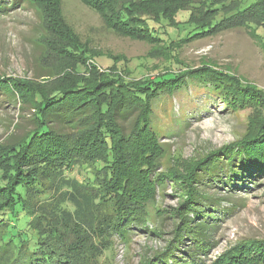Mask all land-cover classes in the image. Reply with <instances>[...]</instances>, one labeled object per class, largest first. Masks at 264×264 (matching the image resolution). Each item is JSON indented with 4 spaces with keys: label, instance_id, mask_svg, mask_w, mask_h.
<instances>
[{
    "label": "trees",
    "instance_id": "trees-1",
    "mask_svg": "<svg viewBox=\"0 0 264 264\" xmlns=\"http://www.w3.org/2000/svg\"><path fill=\"white\" fill-rule=\"evenodd\" d=\"M181 1L197 9L188 0H80L98 13L110 30L134 40L163 44L167 43L161 38L165 29L178 28L171 25H175L176 13L184 10ZM217 1L227 12L200 23L195 17L190 19L191 12L185 22L190 30L179 37L182 43L212 37L226 30L232 19L264 27V0L247 7L246 0ZM136 2L147 6L129 11ZM32 3L0 0V16ZM210 10L206 5L202 14ZM172 43L170 40L166 47ZM173 61L175 71L171 68L139 83L126 81L116 72L91 80L90 87L75 82L68 85L67 78L49 95L42 89L33 90L30 128L10 144L3 157L0 155V264H82L87 255L101 257L109 250L107 240L114 234L121 239H128L130 232L142 234L154 188L164 182L153 174L160 155L159 140L151 129L153 102L161 93L172 94L186 78L220 79L229 86L222 92L228 103L240 109L256 107L260 114L249 118L245 136L219 151H225L224 160L231 170L236 161L234 174L251 176L257 171L258 176L264 175V91L216 72L205 62L190 69L177 59ZM82 65L76 64V68ZM17 82L6 91L0 78L1 97L14 104L15 96L26 97L23 86L31 85L25 80ZM220 156L211 152L183 166L180 181L175 183L179 205L168 212L174 222L171 241L153 255L150 264H204L200 255L208 252L209 235L215 230V217L206 209L221 201L209 185L214 176L206 175L220 170ZM6 160H10L7 172L2 167ZM73 171L81 172L82 178L70 176ZM202 179L208 183L202 184Z\"/></svg>",
    "mask_w": 264,
    "mask_h": 264
},
{
    "label": "rangeland",
    "instance_id": "rangeland-1",
    "mask_svg": "<svg viewBox=\"0 0 264 264\" xmlns=\"http://www.w3.org/2000/svg\"><path fill=\"white\" fill-rule=\"evenodd\" d=\"M42 1L45 5L33 0L32 4L0 16L1 84L6 85V91L12 89L11 83L20 80L31 84L23 86L28 91L25 98L15 96L16 104L0 95L1 157L30 128L31 108L35 107L33 90L42 89L49 95L64 85L67 78L71 82L68 85L75 82L90 87L91 80L117 72L124 80L139 83L141 79L153 80L171 68L174 70L172 63L177 59L190 69L200 68L205 62L216 72L237 77L242 84L264 91V27L260 24H242L232 19L226 30L212 37L180 41L186 29L190 30L185 22L191 12L190 19L195 17L197 23L219 19L224 15L222 11L227 12L217 0H205L207 3L188 0L197 9L181 1L184 10L176 13L175 25H171L173 28L178 25L177 30L166 26L161 37L167 43L173 41L167 47L164 42L134 40L110 30L102 17L80 0ZM245 3L247 7L255 0ZM206 5L211 10L202 14ZM146 6L136 2L128 10ZM79 63L83 67L76 68ZM182 83L172 94L161 93L153 102L151 129L160 143L153 174L164 182L154 188L143 233L130 232L128 239L114 234L107 240L109 250L101 257L87 255L82 264L153 262V255L163 251L172 238L174 222L168 212L172 213L179 205L175 184L180 181L179 173L189 161H197L211 152L221 155V168L206 176H214L209 185L221 201L218 206L206 209L207 214L215 217V230L209 235L211 247L206 255H200V260L204 264L219 261L264 264V175L258 176L257 171L251 176L234 174L236 161L231 170L224 160L225 151H219L241 140L250 126L249 118L254 119L260 113L256 107L240 109L228 103L222 92L229 86L220 79L214 82L211 78L206 81L186 78ZM9 161L2 163L6 172L10 169ZM69 175L81 179L83 174L73 171ZM202 180V184L208 183Z\"/></svg>",
    "mask_w": 264,
    "mask_h": 264
}]
</instances>
